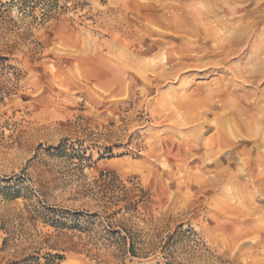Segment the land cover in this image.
I'll use <instances>...</instances> for the list:
<instances>
[{"label": "rangeland", "instance_id": "374dc122", "mask_svg": "<svg viewBox=\"0 0 264 264\" xmlns=\"http://www.w3.org/2000/svg\"><path fill=\"white\" fill-rule=\"evenodd\" d=\"M60 4L9 9L30 32L0 100V264H264V0ZM121 226L208 249L123 256Z\"/></svg>", "mask_w": 264, "mask_h": 264}, {"label": "trees", "instance_id": "16d2710c", "mask_svg": "<svg viewBox=\"0 0 264 264\" xmlns=\"http://www.w3.org/2000/svg\"><path fill=\"white\" fill-rule=\"evenodd\" d=\"M61 0H13L9 5L4 4L0 1V100L6 97H11L16 94L19 89V83L23 77V72L13 65L10 60L14 55V49L20 44V41H26L29 36V30L21 31V24L9 15L10 6H17V8L32 20L29 24L33 25L38 21V17L35 15L36 8L43 4V8H46L43 12V17H52L53 11H57L64 7L60 4ZM68 2L70 0H67ZM10 34L14 37L13 40L7 39V35ZM108 181L115 184L119 179H111ZM123 181H120V184ZM131 183V181H130ZM126 185V184H125ZM118 187V185H117ZM135 187H139L135 185ZM134 187L133 196L120 198L118 203L126 201L125 204L127 211L139 212L140 206L147 200L146 196L140 195L136 192ZM142 193V191H141ZM72 222L69 228L87 233L92 231L94 227V221L84 218L81 213H77L71 216ZM124 232V234H123ZM141 232V231H139ZM139 232H133L129 228L120 227L115 230L118 241L119 253L123 256L130 255L131 257H148L150 255H156L158 252L163 255L169 253V250L177 247L180 242L185 241L186 244L190 245L194 249H208L207 244L202 237L193 229H183V226H178L176 230L169 231L165 236H159V240L144 242L139 241L138 236L141 235ZM158 236H155L156 238ZM50 257L46 259L47 264H58L64 259V256L60 253L50 254ZM53 258L52 260H50ZM166 259V257H164ZM167 264H175L171 260H167Z\"/></svg>", "mask_w": 264, "mask_h": 264}]
</instances>
